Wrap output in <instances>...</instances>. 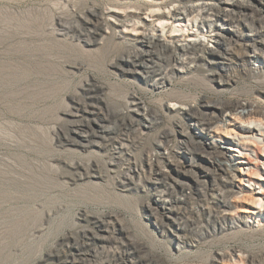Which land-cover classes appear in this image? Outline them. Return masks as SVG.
<instances>
[{"label": "rangeland", "instance_id": "1", "mask_svg": "<svg viewBox=\"0 0 264 264\" xmlns=\"http://www.w3.org/2000/svg\"><path fill=\"white\" fill-rule=\"evenodd\" d=\"M55 1L60 5V0H0V264H60L57 258L47 260V254L62 236H76L86 225L78 219V212L84 209L95 216L118 213L126 222L130 235L143 244L145 252L164 264H211V258L217 251L228 253V256L215 264H245L242 259L247 253L264 252V235L258 233L264 230V121L244 122L237 118L238 115H227L220 125L227 128L229 134L213 132L215 137L212 140L227 152L225 163L234 174L232 188L235 198L230 203L231 207L225 210L228 216L242 217L249 222L248 227L241 228L243 235L238 233L239 229L225 232L216 227L190 228L185 232L172 226L158 229L144 209L143 202L146 201L155 206V190H147L148 187L124 194L121 199L114 194L116 180L109 178L104 182H94L102 187L100 192L86 189V181L61 188V184L53 179V188L44 185L52 157L83 164L97 162L106 165L108 161L104 151L82 154L54 145L52 129L71 128L70 123L75 118L68 115V108L74 106V99L86 82L95 79L105 86L106 96L110 97L107 103L110 110L124 107L125 103L116 102L115 98H123L136 91L151 110L161 114L162 123L149 131L144 139V146H148L162 133L176 129L175 114L162 104L171 95L206 96L208 100H219L225 104L251 102L264 110V46L259 42L264 40V36L257 37V43L249 41L259 49L256 53L234 60L236 62L230 71L235 74L236 82L231 88L216 92L202 83L185 85L176 82L164 90L153 92L140 80L122 76L109 66L110 61H117L123 52L120 41H110L104 57L98 49L91 48L85 52L82 42L49 34L48 24L53 12L71 16L64 5L56 6ZM82 1H76L81 2L79 12L89 6ZM89 1L104 12L110 24L126 22L129 26L125 29L113 28L129 31L130 39L141 31H132L133 27L138 28L132 26L138 21L175 40L203 39L212 45L213 33L206 27L200 29L199 18L196 22H176L164 16L172 6L158 7L163 0H116L118 5L110 4V0ZM143 3L152 6L146 7L145 12H139L137 7ZM239 29L241 34H251L244 23ZM107 32L111 33L110 30ZM76 62L83 63L84 67L74 71L66 66ZM117 62L123 64L122 61ZM170 102L175 107L180 105ZM131 115L140 119L135 113ZM181 138L173 137L169 146L172 154H176V143ZM198 141L195 138V142ZM134 153L137 158L141 155L139 151ZM172 174L176 176V173ZM12 180L18 181L14 183ZM187 182L192 184L190 180ZM252 200L257 203L253 204ZM188 206L191 208L190 204ZM174 218L179 221V217ZM41 224L43 231L32 237V228ZM23 227L25 232L27 229L26 236L22 232ZM97 232L106 234L100 230ZM184 235L195 247L181 246L179 239ZM232 248L237 251L231 255L229 251Z\"/></svg>", "mask_w": 264, "mask_h": 264}, {"label": "bare ground", "instance_id": "2", "mask_svg": "<svg viewBox=\"0 0 264 264\" xmlns=\"http://www.w3.org/2000/svg\"><path fill=\"white\" fill-rule=\"evenodd\" d=\"M72 1H58V5H64L72 17L53 12L48 33L82 42L85 52L91 48L98 49L104 53V57L110 41H120L124 48L117 61L123 64L111 59L109 66L122 76L140 80L153 92L164 90L176 82L185 85L202 83L216 92L231 88L236 82L235 74L230 71L236 62L234 60L256 53L259 49L249 41L257 43V37L264 36V0H163L157 5L164 8L172 6L164 16L176 22H196L199 18L200 29L206 27L208 32L213 33L210 46L203 39L175 40L170 35L157 33L153 26L138 21L132 25L138 28L133 27L132 31H141L130 39L129 31H116L113 28L125 29L129 26L126 22L110 24L104 12L89 0H81L82 4L89 6L79 12L81 2ZM110 1V4L118 5L116 0ZM151 6L143 3L137 9L145 12ZM241 23L251 34H241ZM259 42L264 46V40ZM77 62L66 66L74 71L84 67L83 63ZM105 89L95 79L86 82L82 92L74 99V106L68 108V115L75 118L70 123L71 128L62 130L57 127L52 129V133L56 148H67L82 154H100L104 151L108 158L106 165L67 162L60 157H52L51 164L48 162L50 171L45 175L44 185L53 188V179L61 184V188L86 181V189L100 192L102 187L94 182H104L109 178L116 180L114 194L121 199L125 197L124 194L148 187L147 190H155V206L146 201L143 202L144 209L158 229L172 226L185 232L190 228L216 227L225 232L239 229L238 233L243 235L241 228L248 227L249 222L242 217L228 216L225 210L231 207L230 203L235 198L232 188L234 174L225 163L227 152L212 140L215 137L213 132L229 134L230 131L220 125L227 115H238L237 118L244 122L264 121V110L251 102L225 104L219 100H208L206 96L191 98L171 95L162 104L175 114L173 121L176 129L162 133L144 146L149 131L162 123L161 114L151 110L136 91L123 98H115L116 102L123 101L124 107L110 110L107 105L110 97L106 96ZM170 101L180 105L175 107ZM188 101L192 103L188 104ZM131 113L140 116V119H135ZM175 136L182 138L176 143V154H172L169 146ZM195 138L199 141L195 142ZM135 151L141 154L139 158ZM173 172L178 178L173 176ZM12 181L17 183L18 180ZM176 216L179 221L174 218ZM78 219L86 225L76 236H62L58 244L51 246L47 260L57 258L60 264H164L145 252L143 244L130 235L126 222L118 213L95 216L84 209L78 212ZM21 229L26 236L27 229L26 232L24 227ZM43 229L42 224L32 228V237ZM97 230L106 234L100 235ZM258 233L264 235V230ZM180 239L181 246L195 247L188 236ZM236 251V248H232L229 252L232 255ZM227 256L228 253L217 251L211 258V264ZM242 262L264 264V252H249Z\"/></svg>", "mask_w": 264, "mask_h": 264}]
</instances>
